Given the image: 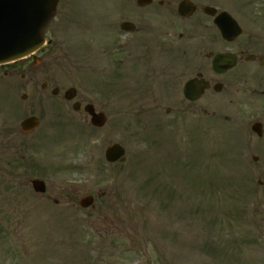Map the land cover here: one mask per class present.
I'll list each match as a JSON object with an SVG mask.
<instances>
[{
	"label": "rangeland",
	"instance_id": "1",
	"mask_svg": "<svg viewBox=\"0 0 264 264\" xmlns=\"http://www.w3.org/2000/svg\"><path fill=\"white\" fill-rule=\"evenodd\" d=\"M205 1L220 9L227 2ZM243 2L263 15L264 0ZM131 4L59 0L44 30L48 45L36 54L41 62L0 66V264H264V68L248 65L247 81L241 66L221 77L226 90L204 96L195 111L183 102L179 123L178 113L163 115L158 131L166 142L156 145L148 140L153 118L134 117L129 103L107 108V123L95 129L85 118L72 122L70 106L50 108L41 92L46 80L61 81L100 109L102 99L84 86V67L96 72L101 18L118 24ZM29 115L40 126L21 136L19 122ZM253 121L262 124L260 138ZM142 126L147 136L138 135ZM114 142L126 147L123 165L104 161ZM158 147L156 160L150 155ZM32 178L45 181L43 196L23 189ZM77 187L95 197L93 210L70 208Z\"/></svg>",
	"mask_w": 264,
	"mask_h": 264
},
{
	"label": "flooded vegetation",
	"instance_id": "2",
	"mask_svg": "<svg viewBox=\"0 0 264 264\" xmlns=\"http://www.w3.org/2000/svg\"><path fill=\"white\" fill-rule=\"evenodd\" d=\"M172 1L157 0L155 9H131L128 18L115 25L103 18L99 24L96 91L103 101L100 111L104 112L114 104L120 110L129 103L135 113L151 114L157 128L155 136H151L155 143L164 139L157 127L166 125L163 115L178 113L175 121L179 123L184 113V108H181L183 102L189 109L196 110L200 99L191 102L183 98L186 81L204 79L208 83L204 97L224 92L226 85L221 77L239 66L243 67L244 81L248 80V65L264 67L260 66V58H264V13L257 16L248 11L243 0H227L224 9L241 28V34L227 43L220 38L214 17L204 12V7L211 6L204 3L205 0H191L195 11L189 17L179 16L172 7ZM123 21L131 24L128 27L131 30L121 31L118 39L114 27L120 28ZM218 44L225 52L236 50L232 52L236 55L235 67L222 74H216L211 68L212 55L217 52ZM60 82L49 79L48 83L41 84V92L49 94L51 97H46L51 101L58 100L59 105L67 106L71 103L64 99L68 87L60 89ZM216 87H219V92H216ZM38 100L41 101L42 97ZM76 101L82 104V100ZM201 112L207 113L204 109ZM76 113L74 119H82V113L79 114V110ZM81 193L82 190L70 192V208L76 205Z\"/></svg>",
	"mask_w": 264,
	"mask_h": 264
},
{
	"label": "water",
	"instance_id": "3",
	"mask_svg": "<svg viewBox=\"0 0 264 264\" xmlns=\"http://www.w3.org/2000/svg\"><path fill=\"white\" fill-rule=\"evenodd\" d=\"M139 6L146 5L151 0H136ZM57 0H0V63L12 61L22 56L31 54L39 48L43 42L42 29L48 20L54 15ZM185 1L179 4V13L190 11V5L186 6ZM187 8V10H186ZM212 11V10H211ZM188 13V12H187ZM218 27L226 40H231L239 33L234 22L227 15L218 16ZM236 29V30H235ZM235 30V31H234ZM234 65L232 55H216L213 60V67L221 72ZM204 86L202 81H189L186 84L185 95L189 99L199 96ZM85 110L92 116L91 123L100 126L104 122L102 114H95L91 106ZM38 125L34 117L26 118L21 122V130L28 132ZM260 124L254 123L252 130L261 135ZM123 155V149L113 145L106 150L108 161H114ZM123 160V159H121ZM253 160H257L253 157ZM33 188L38 192L44 191L42 181L33 180ZM90 197L82 200L83 205H88Z\"/></svg>",
	"mask_w": 264,
	"mask_h": 264
}]
</instances>
